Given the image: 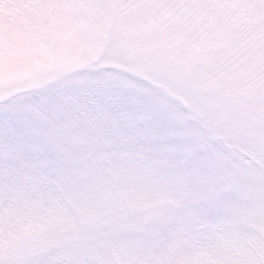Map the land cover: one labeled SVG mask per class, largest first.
Wrapping results in <instances>:
<instances>
[{
  "label": "rangeland",
  "instance_id": "374dc122",
  "mask_svg": "<svg viewBox=\"0 0 264 264\" xmlns=\"http://www.w3.org/2000/svg\"><path fill=\"white\" fill-rule=\"evenodd\" d=\"M0 264H264V0H0Z\"/></svg>",
  "mask_w": 264,
  "mask_h": 264
}]
</instances>
